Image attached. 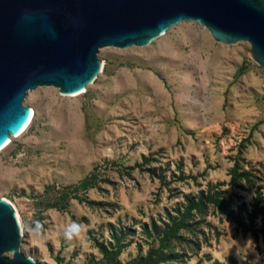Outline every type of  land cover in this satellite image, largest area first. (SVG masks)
<instances>
[{
    "label": "rangeland",
    "instance_id": "1",
    "mask_svg": "<svg viewBox=\"0 0 264 264\" xmlns=\"http://www.w3.org/2000/svg\"><path fill=\"white\" fill-rule=\"evenodd\" d=\"M249 50L182 21L146 46L100 48L102 71L77 96L28 90L35 116L0 150L22 253L38 264H138L153 251L156 264H264L261 235L226 214L249 223L257 209L253 226L264 224V71ZM33 219L41 240L24 231ZM73 221L87 231L69 242L60 229Z\"/></svg>",
    "mask_w": 264,
    "mask_h": 264
},
{
    "label": "water",
    "instance_id": "2",
    "mask_svg": "<svg viewBox=\"0 0 264 264\" xmlns=\"http://www.w3.org/2000/svg\"><path fill=\"white\" fill-rule=\"evenodd\" d=\"M182 21L249 43L264 71V0H0V148L29 120L28 90L83 93L102 71L100 48L146 46ZM21 245L15 208L0 197V264H38Z\"/></svg>",
    "mask_w": 264,
    "mask_h": 264
},
{
    "label": "clouds",
    "instance_id": "3",
    "mask_svg": "<svg viewBox=\"0 0 264 264\" xmlns=\"http://www.w3.org/2000/svg\"><path fill=\"white\" fill-rule=\"evenodd\" d=\"M24 231H26L30 236L36 238L37 240H41L44 237V225L40 220H30L29 222L24 224ZM87 231V228L80 224L79 222L73 221L60 229V235L66 241H73L79 239L82 234ZM30 261H34V259L29 256L27 258Z\"/></svg>",
    "mask_w": 264,
    "mask_h": 264
},
{
    "label": "trees",
    "instance_id": "4",
    "mask_svg": "<svg viewBox=\"0 0 264 264\" xmlns=\"http://www.w3.org/2000/svg\"><path fill=\"white\" fill-rule=\"evenodd\" d=\"M88 185H89L88 180H84L78 186H76L74 189L86 188ZM212 201H214L216 206L219 207V209L221 211H224L223 210L224 205H221L222 202H220L217 198L212 200ZM193 206L196 208L199 207L196 204H194ZM255 210H257V209H254V212L248 218L249 223H245L242 220H240L237 216L234 215V213L232 211H228L226 214H228L229 217L232 218V220H234L239 225L242 232H244V233L250 232L255 237H258L259 235H261V237L264 239V224L260 229L259 228L257 229L253 226V222H254L255 217L257 215V211H255ZM155 253H156V251L151 252L143 262L139 261V263L138 262L137 263L138 264H156Z\"/></svg>",
    "mask_w": 264,
    "mask_h": 264
},
{
    "label": "bare ground",
    "instance_id": "5",
    "mask_svg": "<svg viewBox=\"0 0 264 264\" xmlns=\"http://www.w3.org/2000/svg\"><path fill=\"white\" fill-rule=\"evenodd\" d=\"M199 23V22H198ZM102 67H103V63H102ZM81 92H78V93H74V94H71V97L72 96H77L79 95ZM35 116V111L33 110V108L31 107V113H30V117H29V120L27 121L26 125L24 126V128L16 135V136H9V140L0 148V150H2L3 148H5L9 143L10 141L12 140V138L14 137H17L19 135H21L27 128L28 126L30 125V123L32 122L33 118ZM6 199V198H5ZM8 200V199H6ZM15 208V207H14ZM15 211H16V216H17V219H18V222L20 224V227L22 228V225H21V222H20V217H19V214H18V211L17 209L15 208Z\"/></svg>",
    "mask_w": 264,
    "mask_h": 264
}]
</instances>
